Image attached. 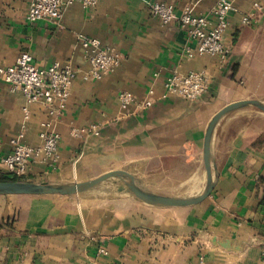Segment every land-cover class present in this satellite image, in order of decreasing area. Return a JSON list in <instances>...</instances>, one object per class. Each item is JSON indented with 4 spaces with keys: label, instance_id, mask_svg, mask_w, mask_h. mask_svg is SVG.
<instances>
[{
    "label": "crops",
    "instance_id": "crops-1",
    "mask_svg": "<svg viewBox=\"0 0 264 264\" xmlns=\"http://www.w3.org/2000/svg\"><path fill=\"white\" fill-rule=\"evenodd\" d=\"M152 1L99 0L95 7L76 1L63 8L59 22L28 23V0H0L1 67L28 52L38 67L68 62L75 71L56 126L57 160H33L26 176L72 182L124 169L156 185L159 177L191 175L187 190L204 188L209 120L228 103L264 101V0H235L237 11L223 34L229 47L224 63L196 54L177 22L163 24L151 15ZM160 1L173 4L177 15L185 7L207 13L216 2ZM240 14L251 22L242 23ZM79 34L121 53L120 64L93 77ZM174 70H204L211 78L208 91L194 101L160 98L163 80ZM149 88L151 106H121L120 91L141 100ZM243 109L218 122L212 139L215 184L196 203L160 207L136 197L93 202L74 195H0V264H264V112ZM48 119L42 104L27 105L0 77V172L22 125V141L35 146L40 123ZM90 124L99 127L97 134H70Z\"/></svg>",
    "mask_w": 264,
    "mask_h": 264
},
{
    "label": "built area",
    "instance_id": "built-area-1",
    "mask_svg": "<svg viewBox=\"0 0 264 264\" xmlns=\"http://www.w3.org/2000/svg\"><path fill=\"white\" fill-rule=\"evenodd\" d=\"M78 1L84 7H95L99 0H28L25 19L28 23L48 19L59 22L63 8ZM255 10H262L259 2L253 3ZM148 10L163 24L177 22L186 35L195 43V53L216 58L220 63L226 62L229 47L223 42V34L229 25L228 17L236 12L235 0H216L212 8L204 14H195L190 7H185L179 15L175 13L173 4L154 0L148 4ZM241 22L249 24L251 16L240 14ZM78 40L86 48V60L90 65V73L95 78L114 70L121 62L122 55L110 46L103 45L98 38L79 34ZM192 57L193 51H187ZM157 76V73H154ZM0 77L12 91L23 94L27 105L42 104L47 109L49 119L40 123L39 143L30 145L22 141L24 124L17 137L10 139L11 151L3 159V173L16 177L26 176L30 165L35 159H42L54 163L57 160L60 134L57 123L66 108L75 71L68 62L54 61L46 67H38L28 52L20 53L11 65L1 67ZM210 76L204 70H191L187 73L172 71L163 80V92L160 98L170 95L194 101L203 96L209 89ZM154 90L149 88L144 98L137 100L133 93L122 90L118 93V100L122 107L135 104L140 108H147L154 102ZM27 106L23 111L27 114ZM99 127L90 124L87 127H73L72 136L83 134H97ZM103 248L99 252H103Z\"/></svg>",
    "mask_w": 264,
    "mask_h": 264
},
{
    "label": "water",
    "instance_id": "water-1",
    "mask_svg": "<svg viewBox=\"0 0 264 264\" xmlns=\"http://www.w3.org/2000/svg\"><path fill=\"white\" fill-rule=\"evenodd\" d=\"M249 106L264 112L263 100L243 99L226 104L209 120L203 143V161L205 164L206 179L203 190L197 195H165L150 191L141 184L136 176L124 169L110 170L85 181L45 182L32 180H0V195L83 194L98 188L103 182L111 178H122L126 180V188L116 189V191L133 194L136 198L147 203L160 207H174L196 203L207 197L215 184L217 171L214 167L212 157V139L218 122L226 114Z\"/></svg>",
    "mask_w": 264,
    "mask_h": 264
},
{
    "label": "rangeland",
    "instance_id": "rangeland-1",
    "mask_svg": "<svg viewBox=\"0 0 264 264\" xmlns=\"http://www.w3.org/2000/svg\"><path fill=\"white\" fill-rule=\"evenodd\" d=\"M245 113L253 114L257 110L253 107H246L242 110ZM135 176V175H134ZM191 175L184 176H174L168 175L166 177H159L156 179L159 183L156 185L149 180H144L141 176L137 177L141 184L150 191H154L160 194L165 195H186L189 193L188 188V180ZM126 188V180L122 178H112L100 185L98 188L91 190L87 193L83 194H74L73 197H77L79 199L90 200L93 202H113L120 199H129L135 198L133 194L130 193H120L117 192L116 189H125ZM156 189V190H155Z\"/></svg>",
    "mask_w": 264,
    "mask_h": 264
},
{
    "label": "trees",
    "instance_id": "trees-1",
    "mask_svg": "<svg viewBox=\"0 0 264 264\" xmlns=\"http://www.w3.org/2000/svg\"><path fill=\"white\" fill-rule=\"evenodd\" d=\"M0 180H32V181H35L34 179L28 176L16 177L14 175H10V174L3 173V172H0Z\"/></svg>",
    "mask_w": 264,
    "mask_h": 264
},
{
    "label": "bare ground",
    "instance_id": "bare-ground-1",
    "mask_svg": "<svg viewBox=\"0 0 264 264\" xmlns=\"http://www.w3.org/2000/svg\"><path fill=\"white\" fill-rule=\"evenodd\" d=\"M112 179V178H111ZM203 189L199 190V191H195V192H189L187 195H197L199 194Z\"/></svg>",
    "mask_w": 264,
    "mask_h": 264
}]
</instances>
